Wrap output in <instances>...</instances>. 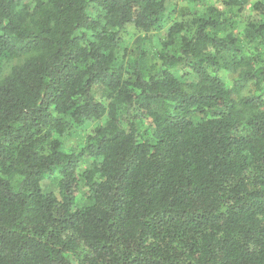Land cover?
Instances as JSON below:
<instances>
[{
	"label": "trees",
	"instance_id": "16d2710c",
	"mask_svg": "<svg viewBox=\"0 0 264 264\" xmlns=\"http://www.w3.org/2000/svg\"><path fill=\"white\" fill-rule=\"evenodd\" d=\"M248 2L0 0V264H264Z\"/></svg>",
	"mask_w": 264,
	"mask_h": 264
},
{
	"label": "rangeland",
	"instance_id": "374dc122",
	"mask_svg": "<svg viewBox=\"0 0 264 264\" xmlns=\"http://www.w3.org/2000/svg\"><path fill=\"white\" fill-rule=\"evenodd\" d=\"M248 4L247 6L245 7V9L242 11V12H234L233 14H235V17H237L238 19H246V18H249L251 16H254L255 13L252 12L253 9H252V6L258 2V1H261V0H248ZM172 2H176V0H172ZM179 2V1H178ZM181 4V3H180ZM171 19L173 20L174 19V16H171ZM171 25V22H169V24H167L163 31L162 32H165L166 29ZM138 33L137 31H135L134 29H128V32L126 34V38H125V42H124V45L125 46H129L132 42V39L134 38V36H137ZM161 34H153V39L154 41L156 42L158 40V37L160 36ZM250 49H252V47H249ZM249 52V51H248ZM92 125H87L86 127H82L80 129H78L76 132H74L68 139H67V142H66V147L67 148H70L72 150H75V149H78L81 144L84 142V139H85V136L86 134L90 131ZM85 169V165H83L79 171L82 172L83 170ZM85 196H86V193H85V190L82 189L81 191V194H79V196L77 197V201H78V206H81L83 205L86 200H85Z\"/></svg>",
	"mask_w": 264,
	"mask_h": 264
}]
</instances>
